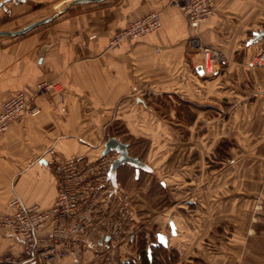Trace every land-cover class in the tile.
Here are the masks:
<instances>
[{
  "label": "crops",
  "instance_id": "1",
  "mask_svg": "<svg viewBox=\"0 0 264 264\" xmlns=\"http://www.w3.org/2000/svg\"><path fill=\"white\" fill-rule=\"evenodd\" d=\"M70 1L0 8V30L53 16L0 35V97L19 90L30 96L40 78L61 87L37 95L40 111L20 116L0 136V213L11 210L13 194L50 207L56 161L97 155L113 136L166 185L167 208L141 220L147 238L166 235L161 264H264V220L254 208L264 171V64H246L264 42V35L249 41L264 30V0H215L195 31L175 0H88L60 10ZM53 7L59 10L50 15ZM149 10L160 12L156 31L108 47L116 30ZM192 37L210 46L215 73L198 71L202 54ZM142 143L148 147L139 152ZM117 169V183L129 191L143 176L126 163ZM130 240L109 248L114 264H143ZM20 248L0 227V256Z\"/></svg>",
  "mask_w": 264,
  "mask_h": 264
},
{
  "label": "built area",
  "instance_id": "2",
  "mask_svg": "<svg viewBox=\"0 0 264 264\" xmlns=\"http://www.w3.org/2000/svg\"><path fill=\"white\" fill-rule=\"evenodd\" d=\"M17 3L19 0H2L0 8ZM175 4L195 31L213 14L215 0H175ZM160 24V12L149 10L116 30L108 40V47L123 38H139L156 31ZM190 42L202 54L199 62L202 71L215 73L210 46L197 37ZM246 64L252 68L264 64V45ZM35 86L30 96L19 90L0 97V136L20 116L33 117L40 111L35 101L37 95L61 91L51 79L40 78ZM117 157L118 153L110 149L97 155L77 153L57 160L54 165L57 192L48 208L26 203L13 194L8 199L11 210L0 213V227L11 231L21 248L17 253L0 256V264H61L68 258L72 264H114L109 248L128 237L133 213L129 195L109 177V165ZM260 179V202L254 208L264 220V171Z\"/></svg>",
  "mask_w": 264,
  "mask_h": 264
},
{
  "label": "rangeland",
  "instance_id": "3",
  "mask_svg": "<svg viewBox=\"0 0 264 264\" xmlns=\"http://www.w3.org/2000/svg\"><path fill=\"white\" fill-rule=\"evenodd\" d=\"M59 10V7H53L49 10V14L50 15H54L55 13H57ZM264 42L261 46V48L263 47ZM141 145V147L139 148V152H142V150L147 149V145L142 143L139 144ZM133 156V155H132ZM143 176H141L139 178L138 181V185L135 183V186L138 187V194L135 195V198L133 197L135 192V188L131 189V191L125 189L123 186L122 188L126 191V193L129 195L130 197V210L133 212L132 213V220H130V233L127 236H125V240L131 241L130 238H133V244L136 243L135 241H137L136 239L139 238V233H142L143 231V223L145 220L150 219L152 216L159 214L161 211H164L165 208H167L168 206V196H167V189H166V185L161 184L162 179L161 177L158 178L157 175H155V173L151 174V173H143ZM121 176L122 177H129L128 178V183L132 182L134 180L133 178V174H131L130 171H122L121 172ZM162 176L165 177V173L162 174ZM150 182H154V186L152 190L148 191V187L150 186ZM145 185H149L147 187V189L142 188V184ZM134 185L131 186V188ZM140 188V189H139ZM142 188V189H141ZM142 220V221H141ZM145 232V231H143ZM153 234V232H151ZM146 234V232H145ZM150 235V233H149ZM135 237V239H134ZM130 244V242H127ZM118 246V245H117ZM126 256H128L129 254H126Z\"/></svg>",
  "mask_w": 264,
  "mask_h": 264
},
{
  "label": "water",
  "instance_id": "4",
  "mask_svg": "<svg viewBox=\"0 0 264 264\" xmlns=\"http://www.w3.org/2000/svg\"><path fill=\"white\" fill-rule=\"evenodd\" d=\"M88 0H71L66 6L62 7L60 10H64L66 9L68 6H70L71 4L73 3H77V2H87ZM89 1H99V0H89ZM53 16H47L43 19H39V20H35V21H32L30 24L22 27V28H18L17 30L15 31H12V30H0V35H3V34H7V35H17V34H20V33H24L26 31H28L29 29H31V27L37 25V24H40V23H44L45 21L51 19ZM264 35V30L260 29L256 32H254L253 34V37L251 38V42H254V41H257L260 37H262ZM198 71H202V68H200V66L197 67ZM128 144L126 142H123L121 141L120 139H116L115 137L111 136V137H108L106 140H105V144H104V148H103V151L102 153H105L106 151L110 150V149H113L115 150L117 153H118V157L115 158L109 165V177L111 179V181L113 183H115V180H116V168L118 166H120V164H123V163H127L133 167H135V169L138 171L139 168H142V169H146L148 170L149 168L147 167V165L142 161L140 160L138 157L136 156H132L128 153ZM171 228V232L174 231V228L173 226L171 225L170 226ZM105 239H108V236H105L104 237ZM156 239H157V242L154 243V244H161L162 246H165L167 244V239H166V235L165 234H162L160 232H157L156 233Z\"/></svg>",
  "mask_w": 264,
  "mask_h": 264
},
{
  "label": "trees",
  "instance_id": "5",
  "mask_svg": "<svg viewBox=\"0 0 264 264\" xmlns=\"http://www.w3.org/2000/svg\"><path fill=\"white\" fill-rule=\"evenodd\" d=\"M133 167V166H131ZM135 168V167H133ZM143 171V173H147L148 170L139 168V171ZM140 174L137 175V177ZM141 177V176H140ZM139 177V178H140ZM139 238L136 239L137 253L139 254L140 260L143 264H161L162 263V253H165V247L161 244L157 243L156 236L154 234H150V236H146L145 232L139 233ZM133 239V238H132ZM160 256V257H159Z\"/></svg>",
  "mask_w": 264,
  "mask_h": 264
},
{
  "label": "flooded vegetation",
  "instance_id": "6",
  "mask_svg": "<svg viewBox=\"0 0 264 264\" xmlns=\"http://www.w3.org/2000/svg\"><path fill=\"white\" fill-rule=\"evenodd\" d=\"M123 164H124V163H123ZM126 164H127V163H126ZM120 165H121V164H120ZM128 165H129V164H128ZM130 166H131V165H130ZM118 167H119V166H118ZM118 167H117V168H118ZM117 168H116V169H117ZM117 170H118V169H117ZM117 170H116V180H115V183H117V181H118V178H117V177H118ZM138 171H139V170H138ZM117 184H118V183H117ZM118 185H119V184H118ZM119 186L122 187V185H119Z\"/></svg>",
  "mask_w": 264,
  "mask_h": 264
}]
</instances>
